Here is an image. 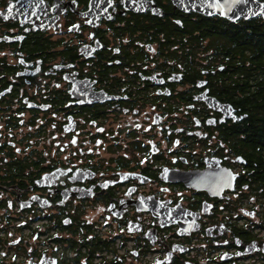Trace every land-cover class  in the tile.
<instances>
[{
    "label": "flooded vegetation",
    "instance_id": "flooded-vegetation-1",
    "mask_svg": "<svg viewBox=\"0 0 264 264\" xmlns=\"http://www.w3.org/2000/svg\"><path fill=\"white\" fill-rule=\"evenodd\" d=\"M264 264V0H0V263Z\"/></svg>",
    "mask_w": 264,
    "mask_h": 264
},
{
    "label": "built area",
    "instance_id": "built-area-1",
    "mask_svg": "<svg viewBox=\"0 0 264 264\" xmlns=\"http://www.w3.org/2000/svg\"><path fill=\"white\" fill-rule=\"evenodd\" d=\"M29 258L28 257H19L14 259L13 261L6 262L4 264H29Z\"/></svg>",
    "mask_w": 264,
    "mask_h": 264
},
{
    "label": "water",
    "instance_id": "water-1",
    "mask_svg": "<svg viewBox=\"0 0 264 264\" xmlns=\"http://www.w3.org/2000/svg\"><path fill=\"white\" fill-rule=\"evenodd\" d=\"M38 264H42V262L40 261V263H38Z\"/></svg>",
    "mask_w": 264,
    "mask_h": 264
}]
</instances>
